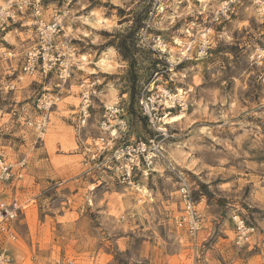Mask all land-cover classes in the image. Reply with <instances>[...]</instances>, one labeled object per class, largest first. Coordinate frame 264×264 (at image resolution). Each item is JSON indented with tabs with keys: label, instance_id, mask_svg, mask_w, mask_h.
<instances>
[{
	"label": "rangeland",
	"instance_id": "374dc122",
	"mask_svg": "<svg viewBox=\"0 0 264 264\" xmlns=\"http://www.w3.org/2000/svg\"><path fill=\"white\" fill-rule=\"evenodd\" d=\"M262 1L44 0L50 17L66 14L72 68L60 88L21 72L31 32L0 36V199L20 206L0 253L12 264H264V65L250 57L264 44ZM56 93L39 133L37 102ZM144 95L167 116L168 163L128 185L114 156L154 134ZM115 105L126 124L111 137L100 122ZM182 185L195 239L179 224ZM233 215L254 227L241 246Z\"/></svg>",
	"mask_w": 264,
	"mask_h": 264
},
{
	"label": "built area",
	"instance_id": "2783aa9c",
	"mask_svg": "<svg viewBox=\"0 0 264 264\" xmlns=\"http://www.w3.org/2000/svg\"><path fill=\"white\" fill-rule=\"evenodd\" d=\"M47 7L44 0H3L0 5V36L12 30L27 31L32 33V42L22 51L21 72L25 75H40L44 78L54 76L59 82L57 88L65 84L71 77V53L72 48L67 41L62 18V12L53 11L50 17L47 15ZM257 11L264 21V1L259 2ZM251 61L254 65H264V44L254 48L251 53ZM11 89L14 86L11 85ZM58 100V93L53 96L43 95L37 102L39 119L31 124L39 133L44 132L48 122V112ZM88 97L85 98L82 110V123L88 115ZM139 109L145 121L152 127L153 136L146 140H135L115 152V172L122 183L133 185L135 178L147 176L153 164L165 165L168 163L163 147L164 140L168 137L167 125L163 115L157 118V105L155 100L148 95L141 96L138 100ZM123 106H111L106 108L100 130L111 137L117 134L120 126H125L124 120L119 117L124 114ZM9 176V166H4L0 178ZM180 202L183 206V215L179 224L186 227L189 235L195 239L199 228L200 217L195 209L194 202L188 188L182 185L179 190ZM20 206L16 201L6 202L0 199V230L7 232L13 239L11 224L16 219ZM235 243L243 245L250 241L254 227L240 215L231 217ZM0 264H12L11 257L6 253H0Z\"/></svg>",
	"mask_w": 264,
	"mask_h": 264
},
{
	"label": "bare ground",
	"instance_id": "6f19581e",
	"mask_svg": "<svg viewBox=\"0 0 264 264\" xmlns=\"http://www.w3.org/2000/svg\"><path fill=\"white\" fill-rule=\"evenodd\" d=\"M98 19V18H97ZM100 19V18H99ZM99 19H98V21H99ZM100 22H101V20H100ZM97 23H99V22H97ZM83 58V57H82ZM102 61V60H101ZM103 63V62H102ZM102 65H104V64H102ZM180 93H181V90L179 89L178 90ZM182 94V93H181ZM181 94H179V96L181 95ZM179 118V116H174V117H172L170 120L171 121H176L177 119ZM143 189V191H142V193L143 194H147L148 193V191L146 190V189H144V188H142Z\"/></svg>",
	"mask_w": 264,
	"mask_h": 264
},
{
	"label": "crops",
	"instance_id": "0c3cea01",
	"mask_svg": "<svg viewBox=\"0 0 264 264\" xmlns=\"http://www.w3.org/2000/svg\"><path fill=\"white\" fill-rule=\"evenodd\" d=\"M10 32H12V31H10Z\"/></svg>",
	"mask_w": 264,
	"mask_h": 264
}]
</instances>
